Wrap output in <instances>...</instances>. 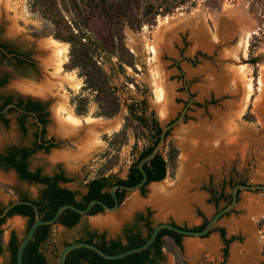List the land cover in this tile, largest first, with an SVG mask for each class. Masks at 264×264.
Listing matches in <instances>:
<instances>
[{
  "label": "rangeland",
  "instance_id": "obj_1",
  "mask_svg": "<svg viewBox=\"0 0 264 264\" xmlns=\"http://www.w3.org/2000/svg\"><path fill=\"white\" fill-rule=\"evenodd\" d=\"M55 2L63 19L70 22L66 0ZM142 4V0L131 3L134 15L141 14ZM93 10L87 33L106 51L92 55L119 100L117 113L109 118L97 115L92 92L83 89L77 69L63 67L69 44L53 36V24L32 0H0V39L26 51L33 61L29 71L14 70L6 60L0 61V77H5L0 95L30 97L43 104L47 113L44 136L55 143L47 152L31 154L28 168L38 167L44 174L62 170L71 180L60 185L78 193L100 172L123 178L136 151H131L133 130L124 127L122 143L108 140L125 125L127 104L143 100L160 127L186 108L165 137L176 149L174 167L167 169L163 179L147 183L143 195L138 190L126 191L114 212L81 215L70 228L51 225L40 250L52 263L62 244L78 238L85 225L107 239L124 242L125 226L145 234L143 224L134 216L148 209L152 225L168 221L191 228L225 205L222 199L216 204L209 201L208 190L230 194L236 181L264 185V0H183L170 12L155 15L151 24L142 23L136 29L124 26L122 43L131 54V66L110 53L115 40L108 19L98 7ZM176 17L182 20L181 26L173 30L155 61L151 45L159 23ZM163 34L158 39L167 35ZM250 56L254 63L249 62ZM158 82L162 83L160 98ZM79 95L87 98L82 114L75 112ZM16 115L10 110L4 114L8 123L0 122V154L11 144L30 143L32 118L25 117L27 130L22 134ZM143 142L137 141V149ZM40 187L19 179L15 171L0 164V207L17 199L19 193L34 198ZM245 191L262 194L264 199L263 190L239 189L233 208L216 221L226 237H235L227 246L223 264L264 263V202L262 212L259 203L250 207ZM25 224L23 216L7 217L0 225L2 245L10 231L20 239ZM169 245L170 249L163 246L162 259L155 264H218L222 260L216 231L201 237L182 235L180 249L171 242ZM7 256L2 249L0 262Z\"/></svg>",
  "mask_w": 264,
  "mask_h": 264
},
{
  "label": "trees",
  "instance_id": "obj_2",
  "mask_svg": "<svg viewBox=\"0 0 264 264\" xmlns=\"http://www.w3.org/2000/svg\"><path fill=\"white\" fill-rule=\"evenodd\" d=\"M141 0H66V9L72 14L70 22L63 19L59 9L56 6L55 0H32V5L39 9L40 13L45 16L54 26L53 36L61 41L68 42V60L63 65L65 69H77V74L82 78L83 89L92 92V98L97 106V115L104 118H109L115 115L119 108L118 96L115 93L114 87L108 81L107 74L100 68L96 60L93 58V53L103 52L105 49L97 41L92 39L87 33V20L93 14V7H98L106 16L110 26V34L112 47L110 53L116 54L119 62L125 65H132L131 54L127 51L122 43V28L127 26L130 29H136L142 23L151 24L155 15H163L171 11L177 3L183 0H142L141 14L136 16L131 11V3ZM3 50V51H1ZM106 51V50H105ZM10 54V57L7 55ZM0 60H6L8 65L13 68L30 65L22 53L9 47L5 42H0ZM250 63H254L253 57L248 58ZM5 82V77H0V86ZM87 98L84 95H79L76 99L75 112L82 114L85 110ZM12 102V97L0 96V109L8 103ZM16 105L22 107L26 111H32L35 114L36 122L40 123V130L35 131L34 141L31 146L23 147L18 145H10L7 150L0 154V164L11 168L16 172L22 180L38 183L41 187L34 198H29L24 193H19L17 199H31L37 207L38 215L42 219L49 218L53 215L55 209L63 203H72L76 207L82 208L86 203L93 198L99 199L107 205H112V198L108 192L109 187L113 183H124L132 185L137 183L141 174L137 169V161L148 154L158 139V134L161 129L155 116L151 111L147 112V108L143 100L130 101L124 117L125 125L121 130L112 134L108 140L109 143L118 140L119 143L124 141V127L130 126L133 130L134 142L131 145V151L134 152V157L128 165L123 178L114 177L112 174H99L91 177L84 183V190L78 193L75 190L61 186L62 183H67L71 179L67 177L62 170L53 172L52 174L41 173L38 167L29 169L27 158L38 150L47 152L51 147L55 146L51 139H44L45 125L47 123L45 107L38 101L26 98L24 101L17 98ZM12 107H8L4 112H0V122L4 125L8 123V119L4 114ZM27 113H19L15 117V121L19 130L25 133V117ZM35 124V122H34ZM168 130L165 132V137ZM37 139L39 141H37ZM144 140L143 144L137 149V141ZM163 150L156 152L149 160L142 164L146 174L145 182L139 187L138 191L141 195L145 192V185L149 182L159 181L165 177L167 169L173 168L175 165L176 149L170 140L164 139L161 147ZM110 165L106 168H109ZM235 183H243L236 181ZM126 190L117 188L114 190L116 198L120 203L124 198ZM209 201L216 204L222 199L224 204L228 203L230 194H225L222 190H208ZM239 190H237L238 194ZM237 200V199H236ZM103 211L102 207L94 203L91 208L85 213L92 215L96 212ZM1 212V207H0ZM20 215L26 218L24 232L29 227L33 220V210L31 205L25 203L15 204L10 207L3 216L0 217V225L5 219L12 215ZM150 211L145 210V213H138L137 220L141 222L145 228V234L142 236L138 231L128 230L125 242L118 239H106L104 234L96 236L95 231H88L83 238L75 240L87 241L95 244L102 251L107 253H116L137 246L143 243L149 236L152 224L149 220ZM80 214L69 208H64L56 220L51 224L38 225L32 234L30 240L26 243L22 251L23 264H55L48 261L41 252V245L48 239L50 228L53 224H59L65 228H70L77 224ZM207 218H203L202 222L192 229H201L206 223ZM173 223V222H170ZM185 227V226H182ZM211 231L218 233L222 243L221 255L222 260L218 264H223L224 258L227 255V246L234 236H225V231L222 226L214 225L207 233ZM23 232V233H24ZM2 230L0 228V253L5 249L9 256L6 262L0 264H16L15 252L19 242L13 231H10L9 237L4 245L1 241ZM182 234L167 228H160L152 242L145 248L128 253L124 256L106 259L98 255L95 251L87 247H75L70 249L64 256V264H155L162 259L163 246L170 245L169 242L180 249V241ZM167 239V240H165ZM74 241V240H73ZM68 242L62 244L65 245ZM181 263H184L181 259Z\"/></svg>",
  "mask_w": 264,
  "mask_h": 264
},
{
  "label": "water",
  "instance_id": "obj_3",
  "mask_svg": "<svg viewBox=\"0 0 264 264\" xmlns=\"http://www.w3.org/2000/svg\"><path fill=\"white\" fill-rule=\"evenodd\" d=\"M262 88L263 87H261V89ZM262 91L264 92V88L262 89ZM8 107H12V108H15L16 110L21 111V108H19L16 104L8 103L5 106H3L2 109H0V112H4ZM185 108H186V106L183 107V109L179 112V114L177 115V117L175 119H173L172 121L161 126V129H160L159 134H158V139H157L156 143L154 144V146L152 147L151 151L148 154L141 157L137 161L136 166H137L138 171L141 174L140 180L137 183L132 184V185H128V184H124V183H113L109 187L108 192L112 198V202H113L112 205H107L103 201L96 199V198L90 199L86 203V205L82 208L76 207L72 203H63V204H60L55 209V211L51 217L46 218V219H42L39 217L37 207L35 206V204L32 202L31 199H27V200L15 199V200H12V201L4 204L1 207L0 217L3 216L5 214V212L10 207H12L15 204H19V203H25V204L31 205L32 210H33V220L30 223L27 230L23 233V235L19 239V242H18V245L16 248V252H15V263L16 264H23L22 259H21L23 248L26 245V243L30 240V238L32 237V234L35 231L36 227L38 225H41V224L53 223L56 220V218L58 217V215L60 214V212L64 208H69L78 214H85L91 208V206L94 203H97L106 212L116 211L118 206H119V202L116 198L114 190L117 188L124 189L126 191L139 189V187L145 182V179H146V174H145V171L142 167V164L145 161L149 160L156 152H158L160 150V148L163 145L164 139H165V132L181 120ZM37 124L40 126L39 122H37ZM239 189H245V190L260 189V190L264 191V185H262V184L235 183L230 189V198H229L228 203H226L224 206L217 209L210 217H208L206 223L204 224V226L201 229H192V228H188V227H182V226H179L175 223H170L168 221L157 222L152 226V229H151V232H150L148 238L143 243H141L137 246H134V247H130V248L125 249L123 251L116 252V253L104 252L99 247H97L95 244L87 242V241L74 240V241L66 243L65 245H63L58 250L56 260H55V264H64L65 254L70 249L75 248V247L90 248L93 251H95L98 255H100L101 257L106 258V259H114V258L124 256L128 253L138 251V250H141V249L147 247L152 242V240L155 238V235L160 228H167V229L173 230L175 232H178L182 235L201 237L202 235L207 233L216 224V221L218 220L219 217H221L223 214H225L226 212L230 211L233 208V206L236 203V199H237V190H239ZM260 264H264V263H260Z\"/></svg>",
  "mask_w": 264,
  "mask_h": 264
},
{
  "label": "flooded vegetation",
  "instance_id": "obj_4",
  "mask_svg": "<svg viewBox=\"0 0 264 264\" xmlns=\"http://www.w3.org/2000/svg\"><path fill=\"white\" fill-rule=\"evenodd\" d=\"M0 42H4V41H2L1 39H0ZM10 48H12V49H14L13 47H11V46H9ZM14 50H16V51H19V50H17V49H14ZM1 51H3V50H1ZM19 53H22V57L23 58H25L26 60H27V62H29L30 63V65H23V66H19V67H15V68H13V66L11 65H9V67H11L12 69H14V70H17V71H19V70H23V71H29L30 69H32L33 68V61H32V59L30 58V56H29V54L26 52V51H19ZM10 54H8L7 55V57H10L9 56ZM1 61V60H0ZM0 96H2V97H4V96H7V95H0ZM10 96V95H9ZM17 98H21L23 101L26 99V98H30V97H20V96H17L16 98H12V102L11 103H14V104H16L15 102H16V100H17ZM31 99V98H30ZM31 100H34V99H31ZM35 101H37V100H35ZM39 102V101H38ZM188 102H191L190 100H188ZM43 105V104H42ZM18 106V105H17ZM19 108H21V111H19V110H16L15 108H13L14 109V111L17 113V114H19V113H27V115L29 116V117H31L32 118V125H33V130L31 131V140H30V143L28 144V146H23V147H29V146H31V144H32V142L34 141V136H33V134H34V132L35 131H39L40 130V127L41 126H39L38 124H37V122H36V120H35V114H34V112H32V111H26V110H24V109H22V107H20V106H18ZM34 122H35V124H34ZM170 122V121H169ZM21 132V131H20ZM22 133V132H21ZM23 134V133H22ZM45 139H51L50 137L49 138H45V136H44V139H42V142H44L43 140H45ZM52 140V139H51ZM37 141H39L38 139H37ZM53 141V140H52ZM45 143V142H44ZM11 145H15V144H11ZM19 146V145H18ZM39 151H42V150H39ZM43 152V151H42ZM2 165V164H1ZM4 166V165H3ZM36 168V167H35ZM34 169V168H33ZM14 171V170H13ZM16 173V172H15ZM53 173V172H52ZM51 173V174H52ZM44 174V173H43ZM18 176V175H17ZM19 178V177H18ZM20 179V178H19ZM22 180V179H21ZM26 181V180H25ZM27 182H29V181H27ZM32 183H34V182H32ZM34 184H37V185H39L38 183H34ZM97 213H100V212H96V213H94V214H97ZM81 215H87V214H80V217H81ZM137 215H138V213H136L135 214V216H134V220L135 221H138L137 220ZM80 217H79V219H80ZM79 222V221H78ZM77 222V223H78ZM124 231H123V233H122V235H123V240H124V242H125V240H126V237H127V234H128V230H131V228L129 227V226H125L124 228ZM95 231V234H96V236H99L100 234H102V232H99V231H97V230H95V229H89L86 225L85 226H83V229L81 230V235L78 237V238H83V237H85V234L88 232V231ZM9 237V236H8ZM106 238V237H105ZM107 239V238H106ZM7 254H8V252H7ZM8 256H9V254H8ZM8 256H7V259H6V261L8 260ZM5 261V262H6Z\"/></svg>",
  "mask_w": 264,
  "mask_h": 264
},
{
  "label": "bare ground",
  "instance_id": "obj_5",
  "mask_svg": "<svg viewBox=\"0 0 264 264\" xmlns=\"http://www.w3.org/2000/svg\"><path fill=\"white\" fill-rule=\"evenodd\" d=\"M182 21V20H181ZM181 21H180V19H177V17L175 18V20H168V21H166L165 22V20L164 21H161L160 23H159V26H158V28H157V30H156V33H155V35H154V44H152L151 45V48H152V51L154 52V60L156 61V59H157V55H158V53H159V49H162V48H164L166 45H167V40H168V38H170L171 37V34H172V32H173V30L175 29V28H178L179 26H181ZM164 33V34H163ZM166 33H167V35H166ZM246 33L247 32H243V34L245 35V37H246ZM161 34H163V36H165V37H163L162 39L160 38V39H158V37L161 35ZM198 34V33H197ZM200 34V33H199ZM202 34L204 35V33L202 32ZM202 34H200V35H202ZM202 37H204V36H202ZM202 42V41H201ZM245 42V39H243V40H241V44L242 43H244ZM54 47V46H53ZM56 48V47H55ZM63 50V49H62ZM61 51V50H60ZM158 75H159V79H161V74L158 72ZM162 80V79H161ZM159 81V80H158ZM261 83H262V80H261ZM158 84V90H157V96H158V98H160L161 96H162V87L160 86L162 83H160V82H158L157 83ZM204 136H207V135H204ZM233 143V142H232Z\"/></svg>",
  "mask_w": 264,
  "mask_h": 264
},
{
  "label": "crops",
  "instance_id": "obj_6",
  "mask_svg": "<svg viewBox=\"0 0 264 264\" xmlns=\"http://www.w3.org/2000/svg\"><path fill=\"white\" fill-rule=\"evenodd\" d=\"M246 193L248 191H245ZM245 197L249 200L248 204L250 207H253V204L255 206H257V204L259 203L260 205V211L262 212V208H263V205L262 203L264 202V199L262 198V194H251V193H247V195H245Z\"/></svg>",
  "mask_w": 264,
  "mask_h": 264
}]
</instances>
